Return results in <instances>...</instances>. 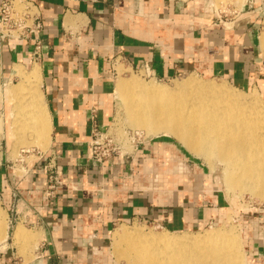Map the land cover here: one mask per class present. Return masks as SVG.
Listing matches in <instances>:
<instances>
[{
    "label": "crops",
    "instance_id": "crops-1",
    "mask_svg": "<svg viewBox=\"0 0 264 264\" xmlns=\"http://www.w3.org/2000/svg\"><path fill=\"white\" fill-rule=\"evenodd\" d=\"M27 1L37 5L43 31L0 43V195L10 219L12 196L20 195L27 224L12 225L0 264H113L108 241L116 224L152 222L173 233L217 224L224 206L211 186L203 190L209 184L201 176L196 181L184 172V180L155 182L165 169H186L169 139L140 143L129 156L101 166L90 157L91 131L96 124L106 132L111 124L113 80L121 66L160 81L205 74L243 83L254 22L207 27L187 16L194 4L186 0ZM38 40L42 49L35 57ZM35 67L50 140L44 152L21 151L14 159L8 133L16 106L5 89L20 78L17 68L30 73ZM49 164L62 183L51 202L43 194ZM248 240L247 264H264V232Z\"/></svg>",
    "mask_w": 264,
    "mask_h": 264
},
{
    "label": "bare ground",
    "instance_id": "bare-ground-1",
    "mask_svg": "<svg viewBox=\"0 0 264 264\" xmlns=\"http://www.w3.org/2000/svg\"><path fill=\"white\" fill-rule=\"evenodd\" d=\"M259 41L264 53V32ZM17 72L25 84L13 85L9 102L17 100L15 103L19 104L23 91L39 78V69L35 67L27 75L21 68ZM195 77L175 84L174 89L144 84L135 77L120 80L116 93L125 108L126 124L158 139L160 134L163 138L173 137L192 154L219 160L226 167L228 189L259 190V197L264 200V103L256 93L246 99L234 87ZM34 86L29 102L21 101L12 111L11 127L20 142L26 131L33 132L36 146L42 148L48 146L50 129ZM177 168L176 172L165 169L157 174V179L184 180L185 174ZM9 227L0 214V248L8 242ZM136 231L120 227L113 235L114 253L127 264H247L235 227L193 236L146 235Z\"/></svg>",
    "mask_w": 264,
    "mask_h": 264
},
{
    "label": "rangeland",
    "instance_id": "rangeland-1",
    "mask_svg": "<svg viewBox=\"0 0 264 264\" xmlns=\"http://www.w3.org/2000/svg\"><path fill=\"white\" fill-rule=\"evenodd\" d=\"M71 1V0H66ZM81 1V0H80ZM187 2L185 4L193 3L194 7L191 5L189 6V9L187 8V13L190 15H187L188 17L192 16L193 18H201L206 21V26L208 27L209 24L216 23L219 25L224 24H236L237 20L245 19L251 20L254 22L255 26V43L250 55V58H248V61L246 63L248 64V69L244 71V82L243 83H236L233 81V79L230 78H223V77H209L205 74H195L196 79L198 80H210L211 82L222 85L223 83L226 86L234 87L238 91L242 92L241 94L246 98L250 99L252 94H257L262 102L264 103V53L262 52V48L260 45L259 38L261 37L262 33L264 32V0H186ZM258 9V10H255ZM258 11V12H256ZM249 15V17L247 16ZM192 21H195L192 19ZM197 24V25H196ZM198 26L200 23L191 24V26ZM225 26V25H224ZM229 26V25H228ZM122 63V62H120ZM119 63V64H120ZM118 76L113 80L114 86V96L112 95V100L114 99V111H113V119L111 121V124L107 128V135L114 138L118 146L121 148L122 154H131L134 149L138 146L140 143H146V142H154L159 140L158 138H155L153 135H147L145 131L142 130H135L129 127L126 124V114H125V108L123 106V102L120 100L116 93V86L118 85L120 80H129L131 78H137L139 81H141L144 84H152L158 87H167L168 89H174L176 86L175 84L182 83L184 80H186L189 77L195 76V75H187L182 76L179 78H176L174 80L170 81H159L152 78H147L144 71H128V73L124 70L123 66L119 67L118 69ZM26 70L23 69V72L25 75H27L29 72H25ZM40 76V75H39ZM20 77V76H19ZM41 78L39 77L37 80H35V84L32 83L30 86L26 88V90L23 91L21 94V103H27L29 102V96L32 93L33 86L37 88V94L38 93V87L40 83ZM25 84V80L22 77L14 80V86H18L20 84ZM0 85H2L0 83ZM27 85V84H26ZM13 86H9V88L6 87L5 93L8 92V90ZM0 96L1 94V88H0ZM8 101V99H7ZM14 102H17L15 100ZM18 103V102H17ZM15 106H18L19 104L14 103ZM45 111V109H44ZM47 117V116H46ZM13 117L11 118L10 122H12ZM9 133L12 138V142L9 140L12 144V155L14 159H17L21 153V151H24L26 153H30L31 156H33V150L35 151H41L44 152L47 148L46 147H38L36 146L37 143H35L36 136H33L34 133L30 131L25 132L27 134L23 135L25 138L22 142L25 145L22 144L19 140L15 139L17 137L16 132L12 130L11 124L9 126ZM93 131H91L92 133ZM24 134V133H23ZM14 136V137H13ZM9 137V135H8ZM33 137V138H28ZM160 139L163 138L162 134H160ZM28 138V139H27ZM9 139V138H8ZM164 139H169L172 143V147L174 148V151L177 152V154L183 158L185 161V168L179 164L177 170L181 173L186 172L187 176H189L192 180H199L197 178L198 176H201V181L205 182L208 185L206 187H203V190L205 191L207 188L211 186L210 189L214 192H217L219 197L222 200V204L224 206L223 211V217L221 220L214 225H209L207 227H203L201 229L197 230H189L184 232H178L173 233L167 230H164L162 227L152 223V222H136V223H121L116 224L113 227V230L111 232L109 241H108V252L109 257L113 264H127L125 259L119 260L114 253V243L115 238L114 234L115 232L120 229V227H125L129 231L134 233L136 229L140 230L139 233L143 234H169L171 236H177V235H184V234H203L206 232H213L217 229H230L232 227H235L238 234L240 241L242 242V257L243 260L246 262L247 257L249 256V245H248V238L249 237H257L262 235L264 232V200H262L259 197V190L251 189V188H244L243 191L238 190H232L228 189L226 185V167L223 163H221L219 160L215 158H211L208 160V158L205 159L204 156H198L192 154L185 146H183L178 140H176L173 137H165ZM158 142L164 143L166 141L159 140ZM179 142V143H178ZM181 147V148H180ZM183 148V149H182ZM194 155V156H193ZM129 156V155H128ZM202 157V158H201ZM198 158V160H197ZM185 170V171H184ZM226 171V172H225ZM185 176V175H184ZM186 179V177H185ZM155 182L158 181L157 176L155 178ZM154 182V181H153ZM213 187V189H212ZM0 214L3 221H5V225L9 226V216L7 215V211L5 208L0 204ZM21 227V226H20ZM23 229L24 233H27V231ZM16 228L9 227L8 233L9 238H12V234L14 233V230ZM137 232V231H136ZM176 234V235H175ZM191 235V236H193ZM18 239V238H17ZM1 249V248H0ZM25 248L23 247V250ZM21 251L19 255L23 256L24 251ZM247 263V262H246Z\"/></svg>",
    "mask_w": 264,
    "mask_h": 264
},
{
    "label": "built area",
    "instance_id": "built-area-1",
    "mask_svg": "<svg viewBox=\"0 0 264 264\" xmlns=\"http://www.w3.org/2000/svg\"><path fill=\"white\" fill-rule=\"evenodd\" d=\"M43 31V23L40 11L35 3L27 0H1L0 2V43L6 41L17 40L25 41L31 39L34 35ZM42 45L38 40L35 43L34 55L39 56ZM113 64H118L115 59ZM147 78L155 79L150 73H145ZM156 80V79H155ZM160 81V80H159ZM91 134L90 157L91 160L104 166L111 162L116 156L127 157L129 154H122L121 148L118 146L113 137L108 136L106 132L99 130L94 124ZM47 173V181L44 184L43 194L48 202L54 200L62 183L59 180L57 167L55 164H49L44 168ZM13 204L10 208L9 226L22 223L27 224L24 217L19 212V204L21 202L20 195L14 193L12 196ZM0 204L3 206V198L0 195Z\"/></svg>",
    "mask_w": 264,
    "mask_h": 264
}]
</instances>
